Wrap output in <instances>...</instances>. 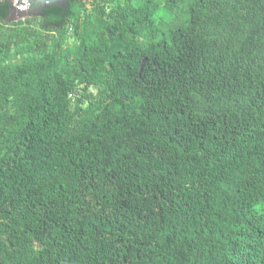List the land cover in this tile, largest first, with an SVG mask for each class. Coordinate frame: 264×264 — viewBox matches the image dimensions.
<instances>
[{
    "label": "trees",
    "instance_id": "obj_1",
    "mask_svg": "<svg viewBox=\"0 0 264 264\" xmlns=\"http://www.w3.org/2000/svg\"><path fill=\"white\" fill-rule=\"evenodd\" d=\"M8 9L0 264H264V0Z\"/></svg>",
    "mask_w": 264,
    "mask_h": 264
},
{
    "label": "water",
    "instance_id": "obj_2",
    "mask_svg": "<svg viewBox=\"0 0 264 264\" xmlns=\"http://www.w3.org/2000/svg\"><path fill=\"white\" fill-rule=\"evenodd\" d=\"M2 0H0L1 2ZM9 5L7 21H18L27 17H38L44 9L51 6L66 8L69 0H5ZM142 67V64H141ZM141 69V68H140Z\"/></svg>",
    "mask_w": 264,
    "mask_h": 264
}]
</instances>
